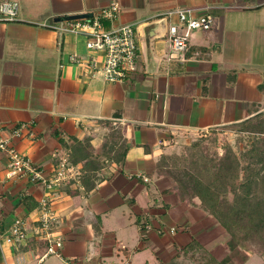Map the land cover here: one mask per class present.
Instances as JSON below:
<instances>
[{"label":"crops","instance_id":"0c3cea01","mask_svg":"<svg viewBox=\"0 0 264 264\" xmlns=\"http://www.w3.org/2000/svg\"><path fill=\"white\" fill-rule=\"evenodd\" d=\"M16 1L18 20L0 14V135L45 176L76 142L89 143L97 155L111 126L129 146L122 163L98 171L95 188L64 184L53 193L64 243L61 256L41 264H245L252 252L231 250L226 229L198 198L182 200L159 166L178 144L264 112V0ZM114 2L120 16L103 25L134 26L139 65L115 83L100 69L104 52L87 49L84 35L59 30L67 17L92 19ZM178 8L209 14L214 24L194 32L184 56L168 61L175 19L165 14ZM21 124L28 130L14 138ZM84 163L76 164L81 172ZM7 166L0 153V233L21 218L30 238L0 240V264H37L46 251L36 238L46 189L7 179Z\"/></svg>","mask_w":264,"mask_h":264},{"label":"built area","instance_id":"2783aa9c","mask_svg":"<svg viewBox=\"0 0 264 264\" xmlns=\"http://www.w3.org/2000/svg\"><path fill=\"white\" fill-rule=\"evenodd\" d=\"M20 4L16 0H5L0 4L1 20H18ZM118 3H111L102 8L92 19L67 21L59 30L84 35L87 39V49L104 52V61L101 71L107 82L125 81L135 75L139 70L137 33L133 25L122 26L107 30L103 20L115 21L121 13ZM165 16L175 21L169 26V52L167 60L172 61L184 56L188 50L189 40L196 31H208L214 24L213 17L209 14L197 15L192 8H178L168 11ZM71 61L82 64L77 55L71 56ZM97 63L93 61V67ZM28 130L27 124H21L12 131L14 138H23ZM0 153L8 157L6 178L9 180L28 179L35 184L45 187V196L40 200V218L37 221L36 238L46 243V251L38 256V263L51 255L61 256L63 237L57 231L59 216L52 207L53 193L64 184H71L80 175V169L71 164L69 155H64L51 176H45L43 171L7 138L0 135ZM145 181H149L145 178ZM2 193L0 192V198ZM28 222L26 219L16 218L8 229L0 233V240L10 245L28 243Z\"/></svg>","mask_w":264,"mask_h":264},{"label":"trees","instance_id":"16d2710c","mask_svg":"<svg viewBox=\"0 0 264 264\" xmlns=\"http://www.w3.org/2000/svg\"><path fill=\"white\" fill-rule=\"evenodd\" d=\"M235 125L249 134V150L244 161L222 157L208 179L177 172L169 157L162 159L159 168L174 179L182 200L198 198L201 207L219 221L230 235L228 245L231 250L241 246L264 259V112L230 126ZM119 132L121 143L114 144L113 163H122L129 148ZM85 144H73L71 159L76 164L85 162L83 184L91 190L101 177L96 175L99 170L93 169L97 162L92 160ZM229 193L233 194L231 201L224 197ZM209 264L221 263L212 261Z\"/></svg>","mask_w":264,"mask_h":264},{"label":"rangeland","instance_id":"374dc122","mask_svg":"<svg viewBox=\"0 0 264 264\" xmlns=\"http://www.w3.org/2000/svg\"><path fill=\"white\" fill-rule=\"evenodd\" d=\"M119 131L115 126L110 127V132L103 140L97 155H95L92 146L86 142L88 153L91 155L92 160L97 162V166L93 169L100 170L105 165L113 163L111 157H113L115 151L114 144L121 143ZM248 150L249 134L244 132L239 125H235L216 128L201 133L185 143L178 144L169 158L172 159L171 165L174 166L177 172H188L208 179L211 177L214 166L220 163L222 157H236L244 161ZM72 154V152L69 153L70 162L76 165L71 159ZM83 177L84 172L80 171L79 177L73 180L71 184L84 186ZM224 197L231 201L233 194L229 193ZM245 264H264V260L259 255L252 253Z\"/></svg>","mask_w":264,"mask_h":264},{"label":"water","instance_id":"95a60500","mask_svg":"<svg viewBox=\"0 0 264 264\" xmlns=\"http://www.w3.org/2000/svg\"><path fill=\"white\" fill-rule=\"evenodd\" d=\"M92 15H75V16H70V17H67L66 20L67 21H72V20H81V19H85V18H89L91 17ZM60 20V19H59Z\"/></svg>","mask_w":264,"mask_h":264}]
</instances>
